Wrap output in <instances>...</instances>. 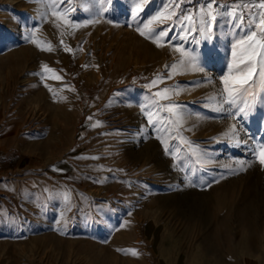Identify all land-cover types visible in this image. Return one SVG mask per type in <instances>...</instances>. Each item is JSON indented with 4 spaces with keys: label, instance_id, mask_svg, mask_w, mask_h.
<instances>
[{
    "label": "rangeland",
    "instance_id": "374dc122",
    "mask_svg": "<svg viewBox=\"0 0 264 264\" xmlns=\"http://www.w3.org/2000/svg\"><path fill=\"white\" fill-rule=\"evenodd\" d=\"M173 3L191 23L140 35ZM204 5L0 0V264H264V85L224 92Z\"/></svg>",
    "mask_w": 264,
    "mask_h": 264
},
{
    "label": "snow or ice",
    "instance_id": "6c2138e0",
    "mask_svg": "<svg viewBox=\"0 0 264 264\" xmlns=\"http://www.w3.org/2000/svg\"><path fill=\"white\" fill-rule=\"evenodd\" d=\"M63 2V0H61ZM70 2V0H69ZM149 0H140V2H136L134 0L135 6L132 9V15L135 18L137 14L143 10V6L147 5ZM220 5L217 3V0H207L205 8L202 9L204 16L208 17V21L203 20L201 18V24L206 25V27L200 28V33L202 36H206L208 39H211V32H212V22L217 21L218 16L221 15L219 9ZM248 4H236L235 8H233L230 15H233L236 19L241 21V25H237V27L242 26L244 16L241 14L240 16H235V11L240 8H247ZM258 7L260 9H264V0H259ZM172 10L167 14L158 11L155 15H153L147 23L143 21V29L137 27V31L140 35L145 36V38H153V42H156L157 38H163L167 36L166 30L157 31L152 27L154 22L159 24H164L167 21H188L189 23L192 22L193 17L186 13H179L178 9L180 8L179 3H173L171 6ZM54 15H58V13H54ZM76 27L77 25H72ZM58 27V25H57ZM146 32L148 35L146 36ZM63 44V41H61ZM160 46V45H158ZM51 51V45H48L46 49ZM71 51V49H66ZM180 51L179 48L176 49ZM186 59L182 60L179 65L173 64L171 65L172 69L183 68L187 66L189 70L193 71H201L197 66V57L191 56L187 53L183 54ZM259 66V74L261 76V84L264 85V11L258 13L257 18L255 21L249 22V30L245 32L244 36L238 39L232 45V60L228 64V71L221 77V81L224 84V92L227 93L228 97L234 98L235 96L239 95L242 90H246V86L249 84V81L253 79L254 74L257 72V68ZM43 71L51 72L52 69H49L47 65L43 66ZM172 73H169L167 78H171ZM56 79H60L59 76ZM159 79V77L157 78ZM157 79L151 81L147 87H153L157 84ZM169 88H163L154 95L159 98V100H169L170 92ZM61 99H64L61 97ZM166 110L170 113L174 112V109L177 107L174 104H167L163 106ZM241 113L245 112V109L241 108L239 110ZM94 127L97 125H93ZM238 143V142H237ZM167 151V149H166ZM253 154L256 156L258 162L261 165H264V146L259 147L258 149L253 151ZM245 162L241 161L240 164L243 165ZM242 170V169H241ZM131 252L132 255H137L138 253L136 250H128Z\"/></svg>",
    "mask_w": 264,
    "mask_h": 264
},
{
    "label": "crops",
    "instance_id": "0c3cea01",
    "mask_svg": "<svg viewBox=\"0 0 264 264\" xmlns=\"http://www.w3.org/2000/svg\"><path fill=\"white\" fill-rule=\"evenodd\" d=\"M207 3V0H204ZM217 3L221 6L219 11L221 13L217 20L221 22V41L216 43L220 45L221 49V61L232 60V45L241 37L245 32L249 30V22L255 21L259 12L264 11L258 7L259 0H217ZM248 4L247 8H240L235 11V16L243 14L244 20L241 25V21L236 19L229 13L232 12L236 4ZM205 8V5L204 7ZM216 60V59H215Z\"/></svg>",
    "mask_w": 264,
    "mask_h": 264
},
{
    "label": "bare ground",
    "instance_id": "6f19581e",
    "mask_svg": "<svg viewBox=\"0 0 264 264\" xmlns=\"http://www.w3.org/2000/svg\"><path fill=\"white\" fill-rule=\"evenodd\" d=\"M135 33V32H134ZM132 36H134V35H132ZM137 41V40H136ZM154 43V42H153ZM151 45V44H150ZM17 56V55H16ZM17 58V57H16ZM17 61V60H16ZM15 71V70H14ZM227 118V117H226ZM228 119H229V117H228ZM231 119V118H230ZM233 119V118H232ZM235 122V121H234ZM204 123V122H203ZM232 123V122H231ZM205 124V123H204ZM208 124V123H207ZM227 124H228V122H227ZM226 125V124H225ZM228 125H230V124H228ZM227 125V126H228ZM237 125V124H236ZM204 126H207V125H204ZM235 127H237V126H235ZM239 128V127H238ZM228 129H230L229 127H228ZM234 131H236V130H234ZM240 131V130H239ZM230 132H232V130L230 131ZM237 132V131H236ZM243 132V131H242ZM228 133V132H227ZM239 133V132H238ZM240 134V133H239ZM243 134V133H242ZM226 135V134H225ZM224 135V136H225ZM229 135V134H228ZM234 136V135H233ZM245 136V135H244ZM243 137V136H242ZM246 137V136H245ZM244 138V137H243ZM242 138V139H243ZM238 140V139H237ZM227 141H229V140H227ZM228 143V142H227ZM229 143H230V141H229ZM247 143H249V142H247ZM245 144V143H244ZM246 145V144H245ZM231 148V147H230ZM228 149V148H227ZM247 149V148H246ZM248 149H249V147H248ZM254 149V148H253ZM264 178V177H263ZM252 179H255V178H252ZM254 181V180H253ZM250 182V181H249ZM256 186V185H255ZM251 194V193H250ZM255 195V194H254ZM253 196V195H252ZM255 198V197H254ZM263 199V198H262ZM263 201V200H262ZM248 204V203H247ZM257 204H259V203H257ZM244 207L245 208H242L241 210H239L238 209V213H236V214H238L237 215V220H238V222H239V224H240V226L242 225L241 224V222H244L245 224H247V225H250V220H249V217H250V213H249V210L246 208V206L244 205ZM249 207V206H248ZM251 208H254V207H251ZM254 211V209L252 210L251 209V211L250 212H253ZM256 212V211H255ZM255 214V213H254ZM252 215V214H251ZM259 215V214H258ZM257 217V216H256ZM260 217V216H259ZM251 218V217H250ZM264 219V218H263ZM261 221V220H260ZM262 222V221H261ZM249 223V224H248ZM258 223V222H257ZM253 227V226H252ZM245 232V231H244ZM212 243H214V242H212ZM208 245V244H207Z\"/></svg>",
    "mask_w": 264,
    "mask_h": 264
},
{
    "label": "trees",
    "instance_id": "16d2710c",
    "mask_svg": "<svg viewBox=\"0 0 264 264\" xmlns=\"http://www.w3.org/2000/svg\"><path fill=\"white\" fill-rule=\"evenodd\" d=\"M8 164H9L10 166H14L13 161H10ZM9 165H8V166H9Z\"/></svg>",
    "mask_w": 264,
    "mask_h": 264
}]
</instances>
